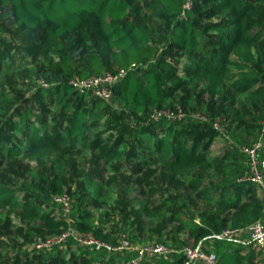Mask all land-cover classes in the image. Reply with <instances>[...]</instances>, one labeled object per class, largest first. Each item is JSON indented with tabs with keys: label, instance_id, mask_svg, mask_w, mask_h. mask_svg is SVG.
<instances>
[{
	"label": "rangeland",
	"instance_id": "rangeland-1",
	"mask_svg": "<svg viewBox=\"0 0 264 264\" xmlns=\"http://www.w3.org/2000/svg\"><path fill=\"white\" fill-rule=\"evenodd\" d=\"M144 1L134 2L143 4ZM8 10V5L0 8V22L5 27L0 34L12 42L15 41L16 45L22 41L29 54L24 56L26 67L23 74H18L19 69L0 73V139L14 131L15 121L18 120L16 111L18 113L24 108H30L35 114L41 115L39 129L51 133L59 125L66 123L60 122L61 106L52 102L49 94L41 97L39 90L47 89L62 80L59 79L61 68L52 66L51 57L53 55V58H56L65 51L58 48L54 41L49 47V52L40 50L37 42L40 38L39 32L14 23ZM258 15L264 19V7ZM219 18L220 15L215 17ZM156 22L159 32L157 34L160 37L164 35L169 22L161 24L157 20ZM260 23L262 25L264 20ZM259 28L260 26L255 27ZM253 31L255 32L251 29L249 33ZM157 39L159 38L156 37L154 41L156 53L164 54L167 50L161 47ZM64 42L73 60L76 61L69 83L83 93L84 104L87 108H92L91 111L96 110L94 106L96 102L102 103L101 126L88 130L87 147L75 144L64 150L55 151L44 145H34L30 152L12 156H8L0 147L2 181L0 186L2 185V189H11L8 192L21 193L24 198H35L40 193L38 190L44 189L46 185L40 174L46 175L52 185H55L53 179L58 178L63 191L56 193L51 189L49 193H52V198L67 193L73 207L67 213L64 205L55 201L52 209L47 211L65 218L67 227L76 228L75 215L78 206L75 203L76 198L81 195L85 196L84 207L93 213L96 225L105 236L117 239L124 234L138 245L157 240L175 249L186 244H194V239L190 235L191 228L200 224L202 217L209 211L219 209L216 198L210 199L207 195L217 197L219 185L241 166L243 169L248 168L243 173L239 170L237 181L245 184L244 177L252 163L245 147L261 142L255 159L264 169V80H261V85L258 82L246 88L243 85L246 79L241 78L242 73L248 70L251 75L264 73V43L260 44L258 41L253 43L255 58L252 61L244 62L245 60L231 52L230 58L237 62L229 63L228 72H221L220 75L202 71L196 73V69L184 70L187 58L178 49L169 48L170 50L164 54L165 58L180 67L181 75L198 74L192 84L182 85L174 98L168 100L166 106L182 111L183 118L187 114L197 118L196 113L201 112L204 116L202 119L198 117L201 123H210L216 131L222 132L221 138L213 139L207 148L204 141L199 142L189 160L167 163L160 156H155L152 151H149L151 156H147L151 158L150 160L131 158L126 154L117 157L109 152L110 142L100 141L101 136L117 138L121 130L132 127L138 121L128 116L121 118L117 114L119 108L117 100L100 101L74 84L77 67L84 59L81 52L83 48L77 47L70 39H65ZM88 70L95 72L92 68ZM5 93H10V97L5 96ZM189 96H192L191 102L188 101ZM109 114L114 120L110 123L104 120ZM138 115L139 118L147 119L146 112ZM170 123L172 122H168ZM156 126L147 125L150 128ZM29 131L33 136L36 130L31 126ZM26 139L32 137L27 136ZM35 141L33 140L34 143ZM230 156H233V159ZM153 157H158V160L152 161ZM32 171H35V175ZM253 186L252 190L246 191V197L260 202L264 211L261 190L258 186L254 184ZM94 190L100 191V194H93ZM8 197H11L10 193L0 196V263L4 261L12 263L21 259L25 262L36 261L37 264H94L92 254L76 239L60 246L38 249L35 245L37 238L58 233L38 216L32 215L33 217L29 218L23 215L21 207L9 203L4 205L2 199L11 201ZM222 216L227 219L226 227H234L228 220L231 217L230 212L224 211ZM260 219L264 221V212ZM75 230L77 233H93L92 229ZM233 239L234 242L251 244L253 248L259 249L261 254L258 256L260 260L258 264H264V247H258L247 230ZM194 245L218 252L220 248L226 247L227 243L206 237ZM58 253L64 262L58 260L56 255Z\"/></svg>",
	"mask_w": 264,
	"mask_h": 264
},
{
	"label": "trees",
	"instance_id": "trees-1",
	"mask_svg": "<svg viewBox=\"0 0 264 264\" xmlns=\"http://www.w3.org/2000/svg\"><path fill=\"white\" fill-rule=\"evenodd\" d=\"M134 1L0 0V8L9 6L8 12L14 23L39 32L40 38L37 42L40 50L49 52V47L54 41L58 48L65 51L56 58H53V55L51 57L52 66L61 68L59 79L62 80L47 89L41 88L39 92L41 97L49 94L52 102L61 106L60 122L66 124L59 125L51 133L41 131L39 129L42 122L41 115L35 114L30 108L20 109L18 113L16 111L18 120L15 121L14 131L0 139V147L8 156L30 152L34 145H44L55 151L64 150L75 144L87 147L89 146L88 130L101 126L102 103L96 102L94 105L96 110L91 111L92 108L89 109L84 104L83 93L74 89L69 83L76 61L73 60L64 42L65 39H70L77 47L83 48L81 52L84 59L82 64L78 65L75 76L87 77L105 71H125V76L114 86L111 99L119 102L117 114L121 118L128 116L138 122L132 127L121 130L117 138L109 135L101 136L100 141L109 140V152L114 156L126 154L131 158L150 160L151 158L147 156H151L149 151H152L155 156H160L167 163L179 160L185 162L195 153L199 142L204 141L207 148L213 139L221 138L220 130L216 131L210 123H201L200 118L191 114L174 121L165 118L155 121L151 119V112L155 108L165 107L182 85L192 84L198 71L217 75L228 72L229 63L237 62L230 58L231 52L241 60H245L244 62L252 61L255 58L253 43L256 41L260 44L264 43V23L262 25L260 23L264 19L258 15L264 7L262 5L264 0H193L189 8L184 6L186 0H145L143 4H135ZM218 15L220 18L215 19ZM156 20L159 24L169 22L164 35L160 37L157 34L159 32ZM259 26V29H255ZM251 29L255 32L249 33ZM1 30L4 31L5 27L0 22V32ZM156 37L159 38L157 40L161 47L166 48L167 51L180 50L187 58L184 62L187 69L183 67L184 70L196 69V73L181 75L180 67L164 57L167 51H164V54H157L154 43ZM27 54L29 51L25 50L22 41L16 45L15 41L12 42L0 34V73L19 69L18 74H23V69L26 67L24 56ZM89 68L95 72H90ZM241 76L246 79V83L243 84L246 88L258 82L261 85V80H264L262 72L259 75L257 73L251 75L248 70ZM4 95L8 97L10 93ZM94 97L100 101H107ZM191 99L192 96H189L188 101L191 102ZM144 112H146V120L139 118L138 115ZM104 118L108 123L114 121L111 119V114ZM168 122L172 123L168 124ZM147 125L157 126L150 128ZM31 126L36 130L33 136L29 131ZM27 136L32 139L27 140ZM33 140H36L35 143ZM153 158L152 161L158 160V157ZM230 158L233 159V156ZM247 168L239 167L240 173L245 172ZM239 170L229 175L219 185L217 197L207 195L210 199L216 198L219 209L209 211L202 217V222L190 230L194 244H198L206 237L227 243L226 247L216 252L219 257L217 264H258L260 261L258 256L261 251L253 248L251 244L234 242L233 238L212 236L213 233H219L226 228L227 219L222 216L224 211L230 212L231 217L228 220L234 227L249 225L260 219L264 212L260 202L246 197V191L252 190L253 184L257 185L251 181H245L246 185L237 181ZM32 172L35 175V171ZM40 176L46 181V185L44 189L38 190L40 193L37 197L24 198L21 193L2 189V185L0 196L10 193L11 197L8 199L10 198L11 201L4 199L6 195L2 199L4 205L6 203L17 205L21 207L26 217L32 218V215H36L52 226L57 233H61L68 228L66 219L57 217L47 210L52 209L56 203L49 190L62 192V183L58 178H54L55 185H52L46 175L40 174ZM93 194H100V191L94 190ZM84 197L79 195L76 198L75 204L78 206L75 215L76 228L83 231L92 229L99 238L116 240L101 233V228L96 225L95 216L84 207ZM261 202L264 203L263 199ZM70 240L75 239L70 237L65 242ZM86 249L92 254L91 259L94 260V264L107 256L105 251ZM56 255L59 261L64 262L59 253ZM120 256H110V258ZM184 258L183 253H175L170 257H154L148 262L182 264ZM0 264H37V262H25L19 259L12 263L4 261Z\"/></svg>",
	"mask_w": 264,
	"mask_h": 264
},
{
	"label": "built area",
	"instance_id": "built-area-1",
	"mask_svg": "<svg viewBox=\"0 0 264 264\" xmlns=\"http://www.w3.org/2000/svg\"><path fill=\"white\" fill-rule=\"evenodd\" d=\"M192 2L193 0H186L184 5L185 8L191 7ZM124 76V70L116 72L105 71L101 74H92L87 77L75 76L73 82L83 91H88L92 95L108 101L113 96L114 86L120 82ZM183 116L184 113L182 111L174 110L168 106L155 108L151 112V119L155 121H159L163 118L174 121L183 118ZM196 116L201 119L204 118L201 112H197ZM261 145V142H257L250 147H245V150L248 151L251 156L252 163L244 180L251 181L259 187L264 201V169L258 165L255 159L256 151ZM54 200L63 204L67 213L70 212L71 200L67 193L55 195ZM244 230L250 233L251 238L258 247H264V221L262 219H257L246 227H226L219 233H213L212 236L217 238H234ZM70 237L76 239L85 248L107 252V256L102 257L96 264H150L148 261L152 260L154 257H170L175 253H183L185 258L182 264H217L219 260L216 252L209 251L200 245L186 244L179 249H175L157 240L138 245L134 244L129 237L124 234L119 236L116 240H107L99 238L92 232L77 233L72 226L54 236L37 238L35 245L38 249H48L63 244ZM120 255L121 257L110 258V256Z\"/></svg>",
	"mask_w": 264,
	"mask_h": 264
}]
</instances>
